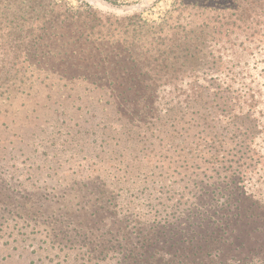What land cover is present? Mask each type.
Listing matches in <instances>:
<instances>
[{
    "label": "rangeland",
    "instance_id": "374dc122",
    "mask_svg": "<svg viewBox=\"0 0 264 264\" xmlns=\"http://www.w3.org/2000/svg\"><path fill=\"white\" fill-rule=\"evenodd\" d=\"M56 1L75 10L91 6L102 18L140 17L151 25L177 27L183 35L204 41L199 42L204 52L212 49L228 56L222 61L202 56L195 62L203 69L237 68L246 62L252 68L258 54L264 60V0ZM30 8L36 10L29 0H0V264H82L84 255L71 239H91L74 237L75 233L92 225L100 229L98 235L107 226L122 227L113 224L109 210L122 218L151 222L170 206L188 202L197 192L196 182L203 179L207 157H192L189 143L200 137L201 128L190 129L189 120L179 113L169 117L164 110L158 124L146 126L131 135L133 139L121 133L128 130L123 125L132 124V116L115 109L117 95L111 90L92 88L79 92L81 98L65 101L50 92L52 87L71 84V78L60 81L53 55L48 60L27 58L20 64L25 55L15 62L8 39L6 25L26 17ZM13 67L34 72L9 79ZM261 70L262 66L253 73L264 74ZM160 82L178 83L181 93L194 80L179 76ZM256 83L264 84V76ZM168 93L160 96L173 98L169 104L178 109L177 104L186 101V95ZM64 106L71 112L58 118L54 109ZM104 123L116 125L103 129ZM216 211L223 217L220 207ZM228 230L234 233L224 238L225 246L231 243L227 258L244 260L264 252V229L254 233L252 228L232 225Z\"/></svg>",
    "mask_w": 264,
    "mask_h": 264
},
{
    "label": "trees",
    "instance_id": "16d2710c",
    "mask_svg": "<svg viewBox=\"0 0 264 264\" xmlns=\"http://www.w3.org/2000/svg\"><path fill=\"white\" fill-rule=\"evenodd\" d=\"M29 2L36 10L30 8L26 17L6 25L15 62L23 55L20 64L28 62L27 58L48 60L53 55L60 81L71 78V84L50 91L64 101L81 98L79 92L92 88L111 90L117 95L115 109L132 116V124L123 125L128 130L121 133L133 139L131 135L158 124L164 110L169 117L179 113L189 120L190 129L201 128L200 137L189 143L192 157H207L203 179L196 182L197 192L188 202L170 206L165 215L158 214L151 222L122 218L109 210L113 224L122 227L112 230L107 226L98 235L100 229L92 225L75 233L74 237L91 239H71L84 255L82 264H264L263 251L244 260L227 258L231 243L225 246L224 240L234 233L228 230L232 225L252 228L254 233L264 229V84L256 83L264 74L253 73L260 66L264 73L262 56H256L252 68L246 62L237 68L217 65L203 69L195 62L202 56L214 61L228 56L212 49L204 52L199 49V42L204 41L183 35L177 27L151 25L140 17L102 18L91 6L75 10L63 1ZM33 72L29 67H13L7 75L9 79L26 78ZM179 76L194 80L181 93L178 83L167 86L160 82ZM164 93L186 95V101L177 104L178 109L169 104L173 98L167 101L166 95L160 96ZM63 108L54 109L58 118L71 112ZM197 121L201 122L196 125ZM114 125L104 123L102 128ZM219 207L223 217L216 211Z\"/></svg>",
    "mask_w": 264,
    "mask_h": 264
}]
</instances>
